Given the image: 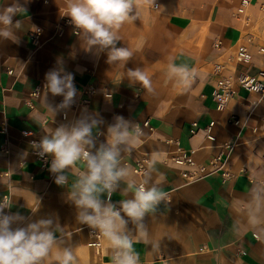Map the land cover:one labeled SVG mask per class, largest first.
<instances>
[{
	"label": "crops",
	"instance_id": "1",
	"mask_svg": "<svg viewBox=\"0 0 264 264\" xmlns=\"http://www.w3.org/2000/svg\"><path fill=\"white\" fill-rule=\"evenodd\" d=\"M252 1L253 20L245 27L235 16L240 0H135L138 19L118 32V46L134 55L126 65H109L106 53L85 51L83 38L66 24L67 0H19L26 11L13 17L22 21L11 29L15 42L0 37V201L7 197L11 203L5 210L26 217L25 223L52 219L60 229L57 246L71 247L77 264H112L109 242L105 239L100 250L89 244L90 228L78 223V210L69 199L73 183L86 170L84 162L67 169V183L57 185L38 163L30 139L41 141L61 125L95 119V147L90 149L95 152L114 117L123 116L133 127L138 123L143 135L119 146L118 166L128 175L119 181L113 204L120 207L121 200L133 198L129 183L148 180L147 186L157 185L166 194L143 221L148 242L133 245L139 264H264V94L238 88L224 109H217L213 98L221 76L264 70L259 52L264 13L260 0ZM12 3L0 0V10ZM241 46L252 53L248 63L235 59ZM172 63L194 70L189 88L169 74ZM61 67L73 74L77 89L74 102L64 109L59 108L63 96L44 88L46 74ZM136 67L151 79L152 92L126 78L127 69ZM35 91L38 96L31 98ZM233 117L240 123H232ZM194 121L199 129L192 135ZM211 121L214 141L204 131ZM24 130L32 136L23 137ZM169 139L193 149L201 163L224 151L233 177L224 180L217 172L190 182L183 176L189 168L171 161L177 147ZM143 157L152 164L140 176L134 168ZM127 228L138 238L135 224ZM55 254L56 248L45 262L56 264Z\"/></svg>",
	"mask_w": 264,
	"mask_h": 264
},
{
	"label": "clouds",
	"instance_id": "2",
	"mask_svg": "<svg viewBox=\"0 0 264 264\" xmlns=\"http://www.w3.org/2000/svg\"><path fill=\"white\" fill-rule=\"evenodd\" d=\"M25 11L19 0H13L11 5L0 10V37L11 38L15 42L11 29L21 27L22 21L14 22L13 17ZM64 15L74 26L75 34L83 38L85 51H95L97 56L106 53L109 65H126L133 57L134 53L128 47L118 46V32L124 23L138 19L135 0H67ZM168 71L185 89L191 86L194 70L172 63ZM126 78L132 83H140L149 92L153 91L151 79L139 67L127 69ZM45 79L47 92L52 96H63L59 108H67L74 102L77 89L72 73L64 72L61 67L49 71ZM114 120L115 123L108 127L105 143L95 152L90 150L95 147L92 137V128L98 124L95 119L90 123L81 119L72 126L61 125L39 143L32 141L31 147L38 149L42 158L45 154L52 156L49 170L56 174L57 185L67 183L64 174L67 169L79 161L84 162L86 170L73 183L69 193V199L78 210V223L96 230L109 242L113 250L112 264H139V255L133 245L148 242V231L143 221L165 200L166 194L157 185L147 186L149 181L145 180L138 186L128 184L129 190L134 189L133 198L121 200L119 208L111 203L110 195L107 201L100 198L104 193L116 191L119 181L128 175L126 169L118 166L119 146L143 135L138 123L133 127L123 116H115ZM10 208L7 198L0 201V264H45L54 248L56 264H77L71 247L57 246L59 238L56 232L60 229L53 227L52 219L25 223L26 217L5 211ZM129 222L136 225V239L128 234Z\"/></svg>",
	"mask_w": 264,
	"mask_h": 264
},
{
	"label": "built area",
	"instance_id": "3",
	"mask_svg": "<svg viewBox=\"0 0 264 264\" xmlns=\"http://www.w3.org/2000/svg\"><path fill=\"white\" fill-rule=\"evenodd\" d=\"M45 2H48V1H45ZM257 3L259 4L258 7L260 11L264 13V0L262 1L260 0ZM253 5L255 4H253L252 0H240V3L238 7L236 8L235 16L238 19L242 20V23L245 27H248L252 23L253 17L250 14V9ZM66 24L71 25L69 20L66 21ZM32 36L35 39H37L39 37V33H34L32 34ZM259 52L261 54H264V48H260ZM251 54L252 53H250L248 47L241 46L236 53L235 59L238 62L248 63L252 58ZM217 71L218 73H222L223 67L219 66L217 68ZM8 72L10 74L13 73L12 70H9ZM238 88H242L249 92H256V93L259 92L260 94H264V70L259 71L255 75H248L242 72V74L236 77L221 76L217 81L215 90L213 91V98H214V101H216L217 109H224L225 106L229 103V101L238 95ZM37 94L38 92L35 91L34 93H32L31 98L38 96ZM28 104L32 106V102L30 101V99H28ZM233 118L234 119H232L231 121L232 123H235V124L240 123V118H237V117H233ZM214 124L215 122L211 121L204 127V131L205 133H207L206 134L207 139L212 140V141L216 139L212 133ZM148 125H149V121H146L144 123V126H148ZM198 129H199V123L197 121H194L192 123L190 133L194 135L197 133ZM22 135L23 137H31L32 133L31 131L24 130L22 131ZM32 141H35L37 143L40 142L36 138H31L30 143ZM167 142L176 145L177 151L171 157V161L174 164L184 165L189 168V170L183 173V176L187 178L190 182L200 180L208 175H211L217 172L221 173L224 180H229L233 177V174L230 172L229 167L227 166V163H228L227 154L224 153V151L210 158L208 163H201L194 159L193 149L192 150L184 149L183 147H181L179 142L174 139H169ZM227 146L228 147L226 148L229 149L230 146L229 145ZM5 150L8 151V149H5ZM38 151H39L38 149L34 151V154L36 156L38 163L48 173V177L51 180H55L56 174L50 172L49 170L51 162H52V156L50 154H45V156L42 158L38 155ZM151 164H152V161L149 158L143 157L136 162L134 172L140 176H143L148 171V168L151 166ZM6 175H8V173H6ZM140 183H143V182H140ZM263 184H264V181H263ZM109 195L111 197V203L113 204V199L115 197L114 192L110 194L107 193L105 201H107ZM116 207L119 208L118 206ZM5 211L7 212V210ZM89 233L91 237V241L89 244L93 248L100 250L103 246L105 238L102 235H100L96 230L91 229V228L89 229ZM45 264H48V263L45 262Z\"/></svg>",
	"mask_w": 264,
	"mask_h": 264
}]
</instances>
